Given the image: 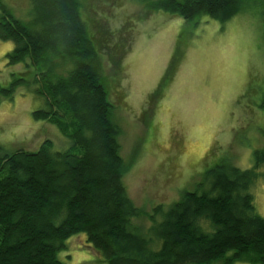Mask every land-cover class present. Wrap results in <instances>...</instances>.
<instances>
[{
	"label": "trees",
	"instance_id": "obj_1",
	"mask_svg": "<svg viewBox=\"0 0 264 264\" xmlns=\"http://www.w3.org/2000/svg\"><path fill=\"white\" fill-rule=\"evenodd\" d=\"M141 1L172 17L208 14L222 21L259 4L255 10L264 17V0ZM24 2L34 4L39 24L5 10L0 37L14 42L9 52L14 61L35 67L34 88L44 102L36 117L55 124L68 145L56 149L46 139L36 150L0 154V264H62L57 252L78 232L86 233L105 264H213L221 259L264 264V217L250 192L264 176V147L255 151L253 167L221 161L206 171L199 183L205 188L184 191L168 207L157 204L149 214L152 223L137 225L134 220L144 210L129 195L124 175L130 163L121 153L124 127L114 113L118 101L109 99L116 81L103 77L114 63L108 68L97 55L83 0ZM105 3L122 4L101 0L100 5L105 8ZM65 62L74 67L57 75L54 65ZM44 63L50 65L40 70Z\"/></svg>",
	"mask_w": 264,
	"mask_h": 264
},
{
	"label": "rangeland",
	"instance_id": "obj_2",
	"mask_svg": "<svg viewBox=\"0 0 264 264\" xmlns=\"http://www.w3.org/2000/svg\"><path fill=\"white\" fill-rule=\"evenodd\" d=\"M24 1L2 0L0 18L7 10L38 25L34 4ZM100 2L94 6L93 0H83V16H89L88 25L93 21L89 31L98 57L108 68L114 63L103 77L116 81L109 99L118 101L114 113L124 127L121 153L130 163L125 182L144 210L135 223L149 225L157 204L168 207L184 191L205 188L199 183L215 164L254 166L255 151L264 147V17L256 11L259 4L222 21L208 14L172 17L144 7L141 0H121L112 7L105 3V8ZM13 47L12 39L0 37V154L36 150L46 139L53 148L66 147L68 138L56 125L36 117L35 111L44 106L34 88L36 69L14 61L9 55ZM49 65L42 64L40 70ZM73 67L65 62L55 64L54 70L60 75ZM2 87L11 91L5 93ZM250 192L264 217V176ZM65 242L67 247L57 252L62 264H105L85 232Z\"/></svg>",
	"mask_w": 264,
	"mask_h": 264
}]
</instances>
